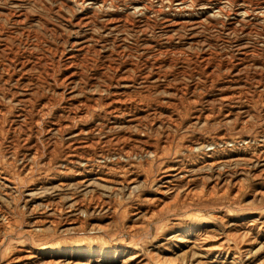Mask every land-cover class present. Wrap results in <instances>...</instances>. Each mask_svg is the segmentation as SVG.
<instances>
[{
	"label": "rangeland",
	"instance_id": "1",
	"mask_svg": "<svg viewBox=\"0 0 264 264\" xmlns=\"http://www.w3.org/2000/svg\"><path fill=\"white\" fill-rule=\"evenodd\" d=\"M11 1L12 0H0V9L2 10V11L0 10V19H1L0 20V33H1L0 43H4V42L7 43L8 42L7 45H8V48L10 51H12L14 53H18V54L22 53L23 55H26L29 58L32 57L31 59H29L31 65L29 66L30 68H28L27 73L25 74V78H26L25 82H23L24 84H26V83L27 84L26 85L20 84V85H22L21 89L25 88L24 86H26V88H29V86H31V87L33 86L32 89L38 90V91L40 90L39 91L40 93L37 94L38 96H36V94H33L32 96H30L29 99L22 98L23 100L21 99V101H20L21 105H25V107H27L29 104H37V102L41 99V97H40L41 95L46 97V102L48 100L47 104H50V105L52 104V106H49L48 112L50 114L57 113L58 110H59L58 111V113H59L64 107L67 108V107L71 106L70 108L73 109L74 105H76V106L79 105L76 102H80V101H85V103L87 105L91 104L94 106L96 104L95 106H97L98 110L96 111L97 113L96 112L94 113L95 117L94 116H88L87 117V120H88L87 124H90L91 121L95 120V122H96L97 119L100 120L98 122H102L103 120H105V118H104L105 115H108L107 114L108 109L106 107L107 104H105L108 98L117 96V97H122V98L124 97V99L129 98V100L132 98L131 99L132 101L136 100V104L138 105V106L136 105V108H138V109H135L136 112L139 111V112H141L140 113L141 115L143 114L142 115L143 119L145 117V120H143V122H145V124L147 123V121L149 119V121H148L149 123L147 125H145L144 127L143 126L141 127L142 130L145 129L147 131L146 132L144 130L146 133V141L154 142L156 144L160 142L157 145L159 146V148H161V150L163 149L162 150L163 154H162L161 159H159L157 162H155V164H153L152 166L146 165L148 167L144 166L142 169L143 172L144 171L147 172V173L144 172L145 174L153 173V174H149L151 179H153L154 175L159 170L158 168H159V166H161V164H163L165 162L174 161L175 159H181V156L183 155L182 151H183L184 145L189 144L190 142H193V141L194 142L206 141V142L212 144V145H210V147H212L214 145V141L216 140V142H217L216 149L218 148L217 149L218 154L221 153L222 155H226V156L231 155L233 157L240 156L242 158H244V157L247 158V157H250V155L252 154L253 151L258 149V146L260 145V139L262 140L264 138V24H263L264 18L258 13L259 10H255V3L257 0L256 1L255 0H253V1L247 0L248 1L247 5H249V6H247V7H249L248 9L250 10L253 8L252 9L253 11L252 10L250 11V15H249L250 17L246 16V17H244V19L234 15V9L236 8L235 6L237 4L241 3L240 0H233V1L228 0L226 2H223L225 0H219V1L218 0H211L213 3H216L217 5H223L224 3H226V7H227L226 12L228 14L227 15L224 14L222 16L224 18L223 19L224 21L222 20V17H215L212 15L211 10L215 11L216 8L201 9L200 3H202V2L204 3L207 0H197V1L191 0L192 2L191 1L190 2L192 5L190 7L185 8V9L181 8L178 5L179 0H172V1L163 0L164 2L162 1V4H161V0H159V2H158V0H113L112 3L114 2V4H115V6L113 4V7H108V6L104 7L105 10H104V8L90 9V11H88V15H89V17H91L90 18L91 21H89L88 25H86V26H83V25L79 26L76 24V22H77L76 21L77 20L76 19L77 14H75L76 12L73 13L70 10L71 4H69L63 0H60V1H58V0H45V1L44 0H38V1L37 0H35V1L29 0L30 2H28V0H24V1L23 0H21V1L20 0H18V1L13 0L12 2ZM19 1L22 3L20 4ZM41 1H43V2H41ZM121 1H122V3H121ZM124 1H127V2L124 3ZM139 1L144 2V4L148 7L146 10V13H145L146 15L144 14V16H135L133 13H131L132 12L131 3L139 2ZM148 1H150L151 3H149ZM31 2H32V4H31ZM154 2L156 5L154 4ZM228 2H230V3H228ZM231 2H232V5L234 7H232ZM16 3L18 6L16 5ZM35 3H36V5H35ZM117 3H118V6H117ZM29 4H31V6ZM54 4H56V5L54 6ZM9 5H10V8H9ZM27 5H28V8H27ZM59 5H62V7ZM228 5H230L231 7ZM18 7H22V8L24 7L25 8L26 13H28L27 14L28 17L30 16L28 18L29 20H27V18H25L26 20L24 18L18 19L16 17V15H15L16 11L15 10H17ZM113 8H116V9H113ZM60 9H62V10H60ZM68 9L71 13H69ZM192 9H195V10H192ZM73 10H75V9L73 8ZM10 11H12L13 13ZM104 11H105V13H104ZM122 11H124V12H122ZM163 12H164V14H163ZM60 13H62V14H60ZM101 13H104V14H101ZM127 13H128V15H127ZM131 14L133 15V17ZM95 16H97V17H95ZM254 16H256V17H254ZM42 17L44 20L42 19ZM135 17H136V19H135ZM138 17H139V19H138ZM8 18H12V19L14 18V21L12 19H8ZM35 18H37V19H35ZM248 18H250V19H248ZM22 19H23V21L25 20L26 22L25 21L21 22ZM111 19L112 20L114 19L113 20L114 22L111 21ZM122 19H124V20H122ZM186 19H188L189 22ZM195 19H197L196 22L194 21ZM198 19H200V21ZM18 20H20V21H18ZM167 20H168V22H167ZM236 20H238V21H236ZM257 20H260L261 23H260V21H257ZM69 21H71L70 24H69ZM192 21H194V22H192ZM11 22H13V23H11ZM19 22H20V24H19ZM95 22H96V24H95ZM103 22H104V24H103ZM121 22H123V23H121ZM164 22L166 24L168 23V25H166ZM197 22L198 23L202 22V23H200L201 25L199 24L200 25L199 26V25H197L198 24ZM235 22H238V23H236L238 25H236ZM178 23H180V24H178ZM21 24H22V26L23 25L24 26L22 27ZM121 24H123L124 26ZM185 24H187V25H185ZM113 25H115V26H113ZM194 25H195V27H194ZM117 26H118V28H117ZM228 26H230V27H228ZM28 27H32V28H28ZM106 27H110V28H106ZM232 27H234V28H232ZM82 28H83V30H82ZM174 28H176V29H174ZM77 29H79V30H77ZM174 30H176V31H174ZM19 31H23V32L19 33ZM4 33H6V34H4ZM76 33H79V34L77 35ZM17 34H18V36H17ZM90 37H91V39H90ZM8 38H10V39H8ZM4 39H6V40H4ZM64 39H67V40H64ZM74 39H78L80 41L81 40L83 41V39H84L85 48L83 51L77 53V58L75 60V64L77 67L78 74L76 75V79L74 80L75 84H73V85H75L73 87V91H74L73 93H76V94H72L71 95L72 97H71L68 94L69 85L62 80H63V75H64V68L63 67H65V62H64L65 53H64V51L66 52L67 51L66 48L71 47L70 45H71V43H73ZM86 43H87V45H86ZM36 45L38 48L36 47ZM1 57L0 58L2 60L0 59V62L4 61L6 59V56L4 54L1 55ZM32 59H33V61H31ZM42 59H44V60H42ZM108 61H109V63H108ZM116 63H118V65ZM40 64H41V66H40ZM133 64H134V66H133ZM150 66H151V68H150ZM35 67H36V69H35ZM50 67H51V70H50ZM131 67H133V68H131ZM58 68H60V69L58 70ZM141 70L143 71V73H141L142 72ZM113 71H114V73H113ZM123 71H126V72L124 73ZM81 73H82V75H81ZM118 73H119V75H118ZM143 75H145V78ZM147 75H149V76L147 77ZM156 75H158V76H156ZM53 76H55V78ZM80 76H82V78ZM33 77H35V78H33ZM139 77H141V78H139ZM156 77H159V79H157ZM76 80H77V83L79 85L76 83ZM110 82H112V83H110ZM116 82L118 83L117 85H116ZM132 82H134L135 84ZM10 84L14 86V84H12L10 82L9 83H3L0 81V86L3 87V88L0 87V102L6 107L7 110H9V112L6 113V115L4 116L5 118L4 117L0 118V130H1V132H0L1 133L0 134V159L3 158V154L7 153V151H8L7 149H9V147H11L12 144H14L13 142H16V140L18 139L16 134H14V133H12V131L8 130V125L10 124V121L13 118V114H14L13 111H15V109H16L15 106L10 101L8 95L9 94L11 95V93H13L14 91L17 90V89H15V87L11 86ZM32 84H34V85H32ZM57 84H59V85H57ZM155 84H157V85H155ZM5 85H6V87H5ZM20 85H19V88H20ZM55 85H56V87H54ZM65 85H68V86H65ZM95 85H96V88H95ZM100 85L101 86L103 85V86L101 87ZM158 85H160V86H158ZM140 86L142 87V89ZM154 86H156V87L154 88ZM91 87H94L95 89L91 88ZM61 88H63V89H61ZM108 88H109V90H108ZM54 89H55V91H54ZM80 89H81V91H80ZM103 89L105 90V92ZM144 89H146V91ZM152 89H155V90L153 91ZM184 89H186V90H184ZM224 89H225V91H224ZM10 90H11V92H9ZM126 90H128V92H126ZM192 90H194V92ZM106 91H107V93H106ZM175 91H176L177 95L175 94ZM187 91H189V92H187ZM54 92H55V94H54ZM102 92H103V94H102ZM173 92L175 95L173 94ZM182 92H183V94H181ZM98 93H99V95H98ZM1 94H2V96H1ZM39 94H40V96H39ZM109 94H111V95H109ZM231 94L233 96V97L231 96L232 98L229 96ZM217 95H219V96H217ZM225 95L227 97L228 96L229 97L228 98L223 97L224 98V100H223L222 96H225ZM96 96H98V97H96ZM137 96H139V97H137ZM38 97H39V99H38ZM147 97H149V98L147 99ZM174 97L176 99H174ZM192 97H193V99L189 100V98H192ZM15 98H16V96H15ZM33 99H35V100H33ZM59 99H61L62 102ZM145 99H146V101H145ZM225 99H227V100H225ZM152 100L154 102H150ZM169 101L172 104L171 103L168 104ZM160 102L162 103V105ZM221 102H222V104H221ZM168 105L170 106V108L168 107ZM166 106H167V108H166ZM184 106H186V107H184ZM141 107H142V109H141ZM189 107H192V108H189ZM196 107H198V108H196ZM12 108H14L13 111H12ZM50 108H52V109H50ZM199 108L203 109L206 112V118L201 119L199 121H196L193 118V116H194L193 114H195V112L198 111ZM155 109H157L156 113L154 111ZM50 110H52V112ZM140 110H142V111H140ZM217 110H219V111H217ZM243 110L245 112H243ZM152 111H154V112H152ZM180 111L182 112V114ZM192 111H194V112H192ZM246 111H248V112H246ZM218 112H219V114H218ZM179 113L181 114V116ZM227 113H229V116L223 118L225 116V114H227ZM230 113H231V115H230ZM246 113H248V114L246 115ZM155 114H156V116H155ZM169 114H170V116H169ZM190 114H191V116H190ZM96 115H97V117H96ZM165 115H166V117H165ZM150 116H152V117L150 118ZM172 116H174L175 118H173ZM187 116L189 118H187ZM89 117H90L91 121H89L90 120V119H88ZM236 117H237V120H235ZM168 118H169V120H168ZM162 119H164V120H162ZM177 119H178V121H176ZM179 119H180V121H179ZM245 119L247 121L244 122L243 120H245ZM151 121H152V123H151ZM159 121L161 122V126L158 123ZM190 121H192V122H190ZM203 121H205V123ZM125 122L126 121H123L121 124L114 127L115 129L117 127V132L114 128H111V129L108 128L110 131L107 129V127L104 128V132H103L104 134L100 135V137L104 136L106 133H107L106 134L107 137L109 136L105 141L103 140L104 145H101L103 141H102V139H100L99 143L94 144L93 147L90 149V151H88V153L89 152L95 153V152H98L100 150L105 151V152H112L116 149L114 147H118L120 145V143H122V141H123L122 139H124V138H126V139H124L126 142L134 143L136 140L133 141V139H135V137H138L137 132H139L138 130L140 129V127L138 128L136 125H134V124L132 125V123H130L131 125H129V124H126ZM166 122H168V123H166ZM175 123L177 124V126ZM200 123H201V125H200ZM156 124H158V125L156 126ZM193 125L194 126L196 125V126L194 127ZM118 126H120L122 128L124 126L126 128L125 129L123 128L124 129L123 130L122 128H120ZM129 126H132V127H129ZM133 127L134 128L137 127V128H135V130H134ZM168 127H169V129H168ZM185 128H186V130H185ZM149 129L151 131L153 130L152 133H151V131H149ZM113 130H114V132H112ZM125 130H126V132H125ZM131 131H132V133H131ZM2 132H3V134H2ZM113 133L115 135H113ZM130 134H131V136H130ZM165 135H166V137H165ZM3 136L6 138H4ZM67 136H68V134L63 135L64 138H66ZM113 136H114V138H113ZM118 136H119V140L116 139V138H118ZM125 136H127L128 138ZM63 137H57L56 140L54 139L55 141L52 139L53 141L50 142V145L55 144L54 148L49 149L50 146L48 145L49 146L48 147L46 145V150L49 149L48 152H52L51 154H52V157L54 159L62 158L61 156L64 154L63 153L65 151L64 144H62L63 141L61 140ZM132 137H133V139H132ZM224 137H226V138H224ZM249 137H250V139H248ZM192 138H193V140H192ZM239 138H241V139H239ZM2 139L4 141H2ZM120 139H121V141H120ZM164 140H165V142H164ZM224 140L227 141L226 142L227 144L225 143ZM232 140H233V142H232ZM241 140H243V141H241ZM218 142H219V144H218ZM250 142H253V143L250 144ZM6 143H7V145H6ZM243 143H244V145L247 143L245 145L246 146L245 148H244ZM220 144H221V146H220ZM230 144H232V145H230ZM239 144H240V146H239ZM59 145H61V146H59ZM56 146L59 147V149ZM247 146H248V148H247ZM234 147L237 149H235ZM1 148L4 151H2ZM222 150H223V152H222ZM165 151H167V152H165ZM46 153H47V151H46ZM177 153H179V154H177ZM170 155H172V156H170ZM244 155H246V156H244ZM202 158H204L203 155L198 154V152L197 153L195 152L193 155H191L189 157H185L186 162H188V164L193 165L192 168H190V169L194 170L193 172L192 171L190 172L191 175H194V176H190V177H193L192 178L193 180H190V181H194L189 186V189H191V192L192 191L194 192V193L192 192V195H191L192 197L191 196L188 197L190 199L182 198V191H184V189L187 187V185L184 184V182L187 181V179H182V180L180 179L179 181H181V182H173L169 187H167V188L163 187L164 195L162 196L163 201L160 203V206L162 205L160 207V208H162V209H160V211L158 208L155 207V205L151 206V205H147L145 202L141 203V200L138 198H136V199L133 198L134 201L129 200V199L128 200L125 199V201H124V199H121L122 200L121 201L122 206L120 204H117V208L120 206L121 207L118 209V211L120 213L118 212L116 214L117 218H115V220L109 219L108 215L106 213H103V212H100L102 214H100L98 212L99 213L98 214L97 212L91 213V211H87L86 212L87 214L85 212H84V214H82V219H83L82 226L84 225L83 227H81L82 229L79 228L78 231L77 230L74 232L72 231V233H71V231L70 232L69 231L64 232L65 234L61 233L63 231H62V228H59V227H57V229L49 227L48 228L49 230L48 229L46 230V234L44 235V233H43L42 236H40L41 234L40 233L38 234V232L37 233L34 231L28 232L26 229L29 230L31 228L30 226L32 224L31 223V221H32L31 216L32 215L29 213L28 209L23 208V201L22 200L17 202V199H18V198H16L17 193H13V195H12V193L9 194V192L6 194L4 193L7 190H5L4 187H2V184H1L2 182L0 181V214H1V212L4 211L3 213L5 214V216L7 215L6 221L8 220L7 222H5L4 221L5 219L0 216V234L3 233L2 234L3 238L0 235V244H1V246H0V264H7L8 261H6V260H8L9 257L16 252V248H14V247L17 245L18 241L20 242V240L22 238H23V240L21 242H23V241H24V243L33 242L34 244L31 243V245L36 246V247H41L43 245H46V246H51V247L52 246L53 247L54 246L55 247H61V246H68V247L98 246V247L103 248L102 249V252H103L102 256L92 257L90 259L92 261L91 264H97V263L98 264H122L121 258H123V255H122L123 251H121L120 249H113V247L115 245H119L121 243H125V244L129 243L130 244L132 242V244H130V245L136 249V250L135 249L134 250L140 255V258L143 255V257L145 259H147V260L149 259L148 260V261H150L149 264H152L154 262L153 261L154 259H152L153 258L151 256L152 253L150 254V252L151 251L153 252V250H154V252L158 251L159 253L157 252V254H160V253L162 254L165 252L164 249H161L163 246L161 245L162 246L161 247L160 244L162 242L165 243L164 238L168 237L169 232L174 230V227L176 226L175 225V219L176 218H180V219L182 218V220H181L182 222L184 221V222L196 223L198 225L203 226L204 229L211 228V229L215 230L214 232L218 236H220L222 234L224 235L225 233H227L226 231H228V228H227L228 223H234L237 220L241 221L242 219L244 221H247V220H250L253 218H257L258 214L262 212L261 210H264V195L261 194V195L253 196L252 190H254L257 187V185H255V184H257L258 181L262 180L260 186H261V189L264 191V176H263L264 174L262 176H260L261 178L260 177H254L255 172L251 168L252 163L250 164V162H248L247 159L242 160L244 162H242V161L236 162L238 164H236L235 162L231 163L228 165L229 166L228 168L226 166V167H224L225 170H224V168H222L223 171L220 169L219 172L211 170V169H202L201 168L202 166L200 163L203 160ZM192 159H194V160H192ZM163 160H164V162H163ZM197 165H199V167ZM237 165H239V166H237ZM243 165L245 167L247 166V170L245 169V167ZM248 166H250V168ZM259 169H260V167H258V169L256 171L257 173H259V171H260ZM242 170H244V171H242ZM237 171L239 172V174L238 173L236 174ZM240 171H242V173ZM246 171H248V172H246ZM219 174H221L225 179L228 177L225 181H240V182L242 181L245 185L243 184V189H242L241 193L236 197H232L233 192L228 191L226 193H222L221 188L219 186L211 188V185H213L212 182L216 181L217 177H220ZM228 174L229 175L233 174V176L231 175L232 179ZM195 175H197V176H195ZM149 181H152V180H149ZM99 183H102V182H99ZM148 184L146 187L144 186L145 187L144 188V190H145L144 194L150 195V197H151V196H153V194L155 192H154V188L151 186V182ZM98 187H100V189H101V186H98ZM101 191L102 190H100V192ZM10 195H12V196H10ZM13 198H16V199H13ZM123 202H125V204ZM138 202L140 205H142L143 208H152V209L156 210L157 215H155V217L156 216L157 217L156 218L154 217L153 221H152V219L148 220L147 216L144 213V214H142L143 218L141 216L138 219H136V216L132 215V212L130 211V209H131L130 205L135 204V203L138 204ZM163 203H164V205H163ZM14 204H16V205H14ZM118 205H120V206H118ZM127 206L128 207L130 206L129 209ZM147 206H149V207H147ZM121 209H124V210H121ZM127 210H128V212H127ZM95 213H96V215H95ZM262 213H264V211ZM89 215H90V217H89ZM223 215H226L227 217L222 219L221 217H223ZM18 219L21 220V221L19 220V223H21V224L17 223ZM10 220H11V223H10ZM107 220H108L109 224L107 223ZM12 221H14L15 223ZM145 221L148 222L149 224L146 223ZM150 221H152V222H150ZM91 222L93 223V225ZM110 222H112V223H110ZM113 222L115 224H113ZM154 222H156V223L154 224ZM10 224H12V225H10ZM99 224H100V226H99ZM106 224H108V225H106ZM151 224H153V225H151ZM17 225L18 226L20 225V226L18 227ZM128 225H130V226L136 225L135 227L137 229L134 228V231L131 233V235L133 234L132 237L128 233V231H129ZM3 226L4 227L9 226L8 229L6 228L7 230H5V232L3 231ZM88 226H91V227H88ZM92 226H94L95 230L92 229L93 228ZM20 227H22V228L20 229ZM84 227L86 228V231H85ZM90 228L92 229V231ZM96 228L98 230H96ZM104 228H106V229H104ZM177 228H179V226H177ZM54 229H55V231H54ZM148 229H150V230H148ZM87 230L89 232H87ZM136 231L138 232V234ZM7 232H9V233H7ZM77 232H80V233H77ZM160 232L161 233L163 232V233L161 234ZM4 233H6V234H4ZM19 233H21V234H19ZM23 234H25V235H23ZM26 234L28 236H26ZM5 235H6V237H5ZM80 235H81V237H80ZM136 237H137V239H136ZM31 238H32V240H31ZM2 239L3 240L5 239L4 241L7 243L8 247L10 245V248L7 247L8 250L5 248L6 243H4V241ZM134 239H136V241ZM27 240H29V241H27ZM137 240L139 242H137ZM261 240L264 241V236H260L259 239L256 240V242L254 243V248L256 247L257 250H255L253 248L254 252H253V250H252V252L254 254L250 253L248 255V257H246V256L244 257V254L240 253V251H238V250H235V251L229 250V252H228L227 249H224V248L218 252L213 251L212 254H209L206 256L205 255L204 256L201 255L202 257L201 256L200 257L194 256L195 258L192 256V254L193 253L198 254V253H201V251L199 249H197V250L193 249V250L187 251L184 255L185 258H187L188 260L183 258V255L180 254L181 251H183V250L176 249L172 252V255H174L173 257H175V255H177L176 257L178 258V261L175 259L174 264H186V263L188 264L192 261L194 262V264H197L195 262L196 259H200V261L198 262L199 264L200 263L201 264H213V263L214 264H234V263L236 264L237 262H238L237 264H241V263L242 264H247V263L256 264L258 262V260H259V262L257 264H260V263L264 264V261H263L264 255H262V254H264V251H263L264 247L262 246L263 249L261 247L259 248V244L260 243L262 244V242H263ZM39 241H41V242H39ZM15 243H16V245H15ZM158 244H159V246H158ZM3 246H5V247H3ZM140 248L143 250H141ZM157 248H158V250H157ZM93 250L95 252H97L99 249H93ZM255 251L257 253H255ZM114 252H116V253H114ZM235 252H237V254L238 255L240 254V255L238 256ZM140 253H142V254H140ZM189 253H191V254H189ZM93 255H95V254H93ZM113 255L116 258H114ZM180 255H182V257ZM240 256H242V257H240ZM218 257H220V258H218ZM231 257H232V259H231ZM98 258L100 259V261H98V262L95 261ZM206 258L209 260H207ZM260 258H261V260H260ZM179 259L181 260L180 262H179ZM183 259H185L186 263L184 262ZM153 264H157V263L154 262Z\"/></svg>",
	"mask_w": 264,
	"mask_h": 264
},
{
	"label": "bare ground",
	"instance_id": "2",
	"mask_svg": "<svg viewBox=\"0 0 264 264\" xmlns=\"http://www.w3.org/2000/svg\"><path fill=\"white\" fill-rule=\"evenodd\" d=\"M13 1V0H12ZM11 1V2H12ZM18 1V0H16ZM21 1V0H20ZM19 1V2H20ZM24 1V0H23ZM35 1V0H34ZM38 1V0H37ZM45 1V0H44ZM60 1V0H58ZM69 4H71L70 6V10L77 14V22L76 24L81 26H86L88 25L90 18L88 15V11H90V9H95V8H104V7H113L114 2L112 3L113 0H63ZM161 0V4H162ZM172 1V0H169ZM189 1V2H188ZM191 0H179L178 1V5L181 8H187L190 7L192 4L190 2ZM197 1V0H196ZM219 1V0H218ZM228 0H225L223 2H226ZM233 1V0H231ZM241 3L237 4L234 9V15H236L237 17L243 18L248 16L250 17V11L253 9H248L249 5H247V0H240ZM239 1V2H240ZM253 1V0H252ZM256 1V0H255ZM28 2H30L28 0ZM33 2V1H32ZM31 2V4H32ZM43 2V1H41ZM47 2V1H46ZM127 1H124V3ZM149 3H151L150 1H148ZM153 2V1H152ZM159 2V0H158ZM164 2V1H163ZM222 2V3H223ZM14 3V2H13ZM22 2H20L21 4ZM40 3V2H39ZM122 3V1H121ZM157 3V2H156ZM230 3V2H228ZM8 4V3H7ZM19 4V3H18ZM28 4V3H27ZM31 4H29L31 6ZM38 4V3H37ZM45 4V3H44ZM147 4V3H146ZM155 4V2H154ZM164 4V3H163ZM177 4V3H176ZM175 4V5H176ZM15 5V4H14ZM17 5V3H16ZM36 5V3H35ZM56 4H54L55 6ZM128 5V4H127ZM132 5V12L135 16H144V14L146 13L147 10V6L144 4V2H133L131 3ZM148 5V4H147ZM156 5V4H155ZM173 5V4H172ZM201 5V9H212V8H216L215 11L211 10L212 15L215 17H222L224 14L227 15L228 13L226 12V3H224L223 5H217L216 3H213L211 0H207L204 3H200ZM232 5V2H231ZM251 5V4H250ZM18 6V5H17ZM21 6V5H20ZM24 6V5H23ZM62 7V5H59ZM58 6V7H59ZM115 6V4H114ZM118 6V3H117ZM150 6V5H149ZM195 6V5H194ZM230 6V5H228ZM60 7V8H61ZM65 7V6H64ZM63 7V8H64ZM75 10H73V8ZM121 7V6H120ZM154 7V6H153ZM200 7V6H199ZM231 7V6H230ZM232 7H234L232 5ZM10 8V5H9ZM28 8V5H27ZM30 8V7H29ZM57 8V7H56ZM127 8V7H126ZM251 8V7H250ZM116 9V8H113ZM112 9V10H113ZM122 9V8H121ZM231 9V8H230ZM1 10V9H0ZM14 10V9H13ZM62 10V9H60ZM105 10V8H104ZM107 10V9H106ZM129 10V9H128ZM195 10V9H192ZM255 10H259L258 13L264 18V0H257L255 3ZM2 11V10H1ZM15 15L16 17L19 18H27V20H29L28 18V13H26L25 8L23 7H18L17 10H15ZM59 11V10H58ZM69 11V9H68ZM114 11V10H113ZM253 11V10H252ZM12 12V11H10ZM30 12V11H29ZM60 12V11H59ZM103 12V11H102ZM124 12V11H122ZM127 12V11H126ZM130 12V11H129ZM128 12V13H129ZM160 12V11H159ZM177 12V11H176ZM193 12V11H192ZM191 12V13H192ZM209 12V11H208ZM233 12V11H232ZM13 13V12H12ZM69 13H71L69 11ZM90 13V12H89ZM105 13V11H104ZM101 13V14H104ZM112 13V12H111ZM127 13V15H128ZM197 13V12H196ZM257 13V12H256ZM51 14V13H50ZM62 14V13H60ZM164 14V12H163ZM184 14V13H183ZM188 14V13H187ZM198 14V13H197ZM252 14V13H251ZM9 15V14H8ZM43 15V14H42ZM74 15V14H73ZM132 15V14H131ZM146 15V14H145ZM151 15V14H150ZM186 15V14H185ZM230 15V14H229ZM253 15V14H252ZM40 16V15H39ZM102 16V15H101ZM122 16V15H121ZM120 16V17H121ZM41 17V16H40ZM72 17V16H71ZM97 17V16H95ZM110 17V16H109ZM112 17V16H111ZM118 17V16H117ZM119 17V18H120ZM123 17V16H122ZM121 17V18H122ZM127 17V16H126ZM133 17V15H132ZM148 17V16H147ZM167 17V16H166ZM205 17V16H204ZM232 17V16H231ZM236 17V18H237ZM256 17V16H254ZM114 18V17H113ZM165 18V17H164ZM262 18V19H263ZM8 19H12V18H8ZM37 19V18H35ZM41 19V18H40ZM43 19V17H42ZM69 19V18H68ZM103 19V18H102ZM110 19V18H109ZM118 19V18H117ZM129 19V18H128ZM136 19V17H135ZM139 19V17H138ZM173 19V18H172ZM190 19V18H189ZM203 19V18H202ZM212 19V18H211ZM210 19V20H211ZM224 18L222 17V20ZM230 19V18H229ZM242 19V20H243ZM250 19V18H248ZM261 19V18H260ZM1 20V19H0ZM14 21V18L12 19ZM26 20V19H25ZM24 20V21H25ZM33 20V19H32ZM44 20V19H43ZM58 20V19H57ZM70 20V19H69ZM114 20V19H113ZM111 19V21H113ZM124 20V19H122ZM121 20V21H122ZM126 20V19H125ZM142 20V19H141ZM175 20V19H174ZM188 22L189 20L186 19ZM197 19H195L194 21L196 22ZM200 21V19H198ZM205 20V19H204ZM203 20V21H204ZM209 20V21H210ZM213 20V19H212ZM247 20V19H246ZM252 20V19H251ZM264 20V19H263ZM3 21V20H2ZM20 21V20H18ZM23 21V19L21 20V22ZM23 21V22H24ZM35 21V20H34ZM103 21V20H102ZM118 21V20H117ZM192 21V22H194ZM202 21V22H203ZM206 21V20H205ZM224 21V20H223ZM238 21V20H236ZM260 21V20H257ZM26 22V21H25ZM31 22V21H30ZM37 22V21H36ZM35 22V23H36ZM71 21H69L70 24ZM73 22V21H72ZM110 22V21H109ZM114 22V21H113ZM124 22V21H123ZM121 22V23H123ZM126 22V21H125ZM128 22V21H127ZM139 22V21H138ZM168 22V20H167ZM200 22V23H202ZM208 22V21H207ZM231 22V21H230ZM233 22V21H232ZM240 22V21H239ZM13 23V22H11ZM15 23V22H14ZM38 23V22H37ZM74 23V22H73ZM108 23V22H107ZM165 23V22H164ZM174 23V22H173ZM183 23V22H182ZM198 23V22H197ZM200 23H198L197 25H199ZM210 23V22H209ZM224 23V22H223ZM238 22H235V24ZM253 23V22H252ZM261 23V21H260ZM20 24V22H19ZM29 24V23H28ZM40 24V23H39ZM75 24V25H76ZM92 24V23H91ZM96 24V22H95ZM102 24V23H101ZM104 24V22H103ZM135 24V23H134ZM166 24V23H165ZM171 24V23H170ZM180 24V23H178ZM191 24V23H190ZM264 24V23H263ZM37 25V24H36ZM118 25V24H117ZM123 25V24H121ZM168 25V23L166 24ZM172 25V24H171ZM175 25V24H174ZM183 25V24H182ZM187 25V24H185ZM201 25V24H200ZM199 25V26H200ZM203 25V24H202ZM238 25V24H236ZM22 26V24H21ZM20 26V27H21ZM24 26V25H23ZM22 26V27H23ZM26 26V25H25ZM32 26V25H31ZM35 26V25H34ZM102 26V25H101ZM115 26V25H113ZM124 26V25H123ZM184 26V25H183ZM231 26V25H230ZM228 26V27H230ZM248 26V25H247ZM27 27V26H26ZM33 27V26H32ZM32 27H28V28H32ZM45 27V26H44ZM89 27V26H88ZM87 27V28H88ZM138 27V26H137ZM179 27V26H178ZM181 27V26H180ZM187 27V26H186ZM193 27V26H192ZM195 27V25H194ZM235 27V26H234ZM232 27V28H234ZM245 27V26H244ZM19 28V27H18ZM86 28V29H87ZM106 28H110V27H106ZM113 28V27H112ZM118 28V26H117ZM124 28V27H123ZM247 28V27H246ZM17 29V28H16ZM37 29V28H36ZM55 29V28H54ZM101 29V28H100ZM168 29V28H167ZM173 29V28H172ZM176 29V28H174ZM180 29V28H179ZM183 29V28H182ZM192 29V28H191ZM18 30V29H17ZM50 30V29H49ZM76 30V29H75ZM79 30V29H77ZM83 30V28H82ZM16 31V30H15ZM28 31V30H27ZM26 31V32H27ZM109 31V30H108ZM176 31V30H174ZM193 31V30H192ZM23 32V31H19ZM51 32V31H50ZM71 32V31H70ZM69 32V33H70ZM78 32V31H77ZM84 32V31H83ZM88 32V31H87ZM86 32V33H87ZM110 32V31H109ZM25 33V32H24ZM80 33V32H79ZM79 33H76L77 35ZM89 33V32H88ZM6 34V33H4ZM15 34V33H14ZM248 34V33H247ZM1 35V33H0ZM70 35V34H69ZM18 36V34H17ZM24 36V35H23ZM81 36V35H80ZM88 36V35H87ZM91 36V35H90ZM4 37V36H3ZM9 37V36H8ZM12 37V36H11ZM2 38V37H1ZM192 38V37H191ZM10 39V38H8ZM91 39V37H90ZM6 40V39H4ZM3 40V41H4ZM46 40V39H45ZM67 40V39H64ZM30 41V40H29ZM70 41V40H69ZM92 41V40H91ZM64 42V41H63ZM66 42V41H65ZM8 43V42H7ZM6 42L4 43H0V57L1 55H5L6 56V61H2L0 62V81L3 83H12L14 84L11 85L13 87H15V89H17L16 91H14L13 93H11V95L9 94V99L12 102V104L15 106V111L14 108H12V111L14 112L13 114V118L10 121V124L8 125V130L12 131V133L17 135V140L16 142H13L14 144H12L11 147H9V149H7V153L3 154V158L0 159V181L2 182V187L5 188L4 193H17V202L22 200L23 201V208H26L29 210V213L32 215L31 217V228L28 230L26 229L28 232H38V234L40 233L42 236V234L44 233V235L46 234V230L49 227L52 228H62L61 233L64 232H70L72 233V231H78L79 228L83 227L82 226V214H84V212L86 213L87 211H91L92 212H103L106 213L108 215V218L111 220H115V218H117L116 214L119 212L118 209L122 206L121 205V199H129V200H133V198H138L141 200L142 202H145L147 205H155L156 208L162 209L160 208V203L163 201L162 196L164 195V191H163V187H169L173 182H181L179 181L180 179H187V181L184 182V184L187 185V187L184 189V191H182V198H188L192 195L191 189H189V186L194 182V181H190L193 180V177L190 176H194L191 175L190 172L194 171L192 168L193 165L188 164V162H186L185 157H189L191 155H193L195 152L198 154L203 155L204 158H202L203 160L200 162L201 163V168L202 169H211L214 171L219 172L220 169L222 170V168L229 167L228 165L231 163H236L238 161H242V160H248V162H250L251 164V168L252 170H254V177H260L264 174V138L261 140L260 139V145L258 146V149H256L255 151L252 152V154L250 155V157L247 158H242L240 156L237 157H233V156H226V155H222L221 153L218 154L217 152V142L216 140L214 141V145L212 147H210V143L206 142V141H197V142H190L189 144L184 145L183 148V155L181 156V159H175L174 161H170V162H165L163 164H161V166H159V170L156 172V174L154 175L153 179L150 178L149 174H153V173H149V174H145L147 173L146 171H142L143 167L146 165L152 166L153 164H155V162H157L159 159H161L162 157V150L161 148H159V146L157 144L159 143H154V142H148L146 141V133L144 130L141 129V127L147 125L149 122V119L147 121V123L145 124V122H143V120H145V117L143 119V114L141 115V112H136L135 109L136 108V100L132 101L131 99L129 100V98H125L124 97H110L107 99L106 103L107 104V109H108V115H105V120H103L102 122H98L100 120L97 119V121H91L90 117L88 119H90L89 121L90 124H87V117L88 116H94L95 117V112L98 110L97 106H93V105H87L85 103V101H80V102H76L79 105L76 106L74 105L73 109H71L70 107H64L59 113L57 111V113H52L50 114L49 111V106H52V104H47L48 100L46 102V97H44L43 95L39 96L41 97V99L37 102V104H29L27 107H25V105H21L20 101L22 98H26L29 99L30 96H32L33 94H36V96H38L37 94L40 93L38 90H34L32 89L31 86H29V88H26V86H24L25 88L21 89L20 84H24L23 82H25V74L27 73L28 68H30L29 66L31 65L30 60L31 58H29L26 55H23L22 53H14L12 51L9 50L8 45ZM32 45V44H31ZM87 45V43H86ZM40 46V45H39ZM65 46V45H64ZM68 46V45H67ZM71 47L67 49V51L64 55V62H65V67L64 68V75H63V80L64 82H66L69 85V92L68 94L71 96L72 94H76L73 93V87L75 85L74 80L76 79V75L78 74L77 72V67L75 64V60L77 58V53L81 52L84 50L85 48V44H84V39L83 41L78 40V39H74L73 43H71L70 45ZM25 47V46H24ZM37 47V45H36ZM35 48V47H34ZM38 48V47H37ZM88 48V47H87ZM86 48V49H87ZM26 49V48H25ZM24 49V50H25ZM20 50V49H19ZM22 50V49H21ZM35 50V49H34ZM51 51V50H50ZM88 51V50H87ZM35 53V52H34ZM26 54V53H25ZM36 54V53H35ZM43 54V53H42ZM33 55V54H32ZM55 55V54H54ZM38 56V55H37ZM80 56V55H79ZM2 58V57H1ZM0 58V59H1ZM34 58V57H33ZM46 59V58H45ZM2 60V59H1ZM35 60V59H34ZM44 60V59H42ZM33 61V59L31 60ZM47 61V60H46ZM60 61V60H59ZM219 62V61H218ZM109 63V61H108ZM220 63V62H219ZM80 64V63H79ZM118 65V63H116ZM107 65V64H106ZM109 65V64H108ZM120 65V64H119ZM124 65V64H123ZM41 66V64H40ZM134 66V64H133ZM53 67V66H52ZM118 67V66H117ZM125 67V66H124ZM49 68V67H48ZM133 68V67H131ZM151 68V66H150ZM36 69V67H35ZM53 69V68H52ZM56 69V68H55ZM54 69V70H55ZM60 68H58L59 70ZM111 69V68H110ZM120 69V68H119ZM118 69V70H119ZM34 70V69H33ZM51 70V67H50ZM102 70V69H101ZM117 70V69H116ZM125 70V69H124ZM63 71V70H62ZM110 71V70H109ZM112 71V70H111ZM137 71V70H136ZM142 71V70H141ZM124 73L126 71H123ZM155 72V71H154ZM153 72V73H154ZM59 73V72H58ZM57 73V74H58ZM114 73V71H113ZM143 73V71L141 72ZM157 74V73H156ZM82 75V73H81ZM119 75V73H118ZM96 76V75H95ZM115 76V75H114ZM145 78V75H143ZM149 75H147L148 77ZM158 76V75H156ZM55 78V76H53ZM82 78V76H80ZM124 77V76H123ZM138 77V76H137ZM32 78V77H31ZM35 78V77H33ZM125 78V77H124ZM127 78V77H126ZM141 78V77H139ZM143 78V77H142ZM157 79H159V77H156ZM52 79V78H51ZM147 79V78H146ZM155 79V78H154ZM60 80V79H59ZM78 80V79H77ZM76 80V83H77ZM141 80V79H140ZM156 80V79H155ZM30 81V80H29ZM55 81V80H54ZM133 81V80H132ZM28 82V81H27ZM49 82V81H48ZM129 82V81H128ZM140 82V81H139ZM144 82V81H143ZM142 82V83H143ZM54 83V82H53ZM112 83V82H110ZM134 83V82H132ZM2 84V83H1ZM27 84V83H26ZM24 84V85H26ZM37 84V83H36ZM60 84V83H59ZM57 84V85H59ZM78 84V83H77ZM109 84V83H108ZM118 83L116 82V85ZM135 84V83H134ZM133 84V85H134ZM153 84V83H152ZM228 84V83H227ZM20 85V88H19ZM34 85V84H32ZM38 85V84H37ZM65 85V86H68ZM79 85V84H78ZM114 85V84H113ZM123 85V84H122ZM157 85V84H155ZM43 86V85H42ZM46 86V85H45ZM101 86V85H100ZM103 86V85H102ZM101 86V87H102ZM111 86V85H110ZM124 86V85H123ZM147 86V85H146ZM145 86V87H146ZM153 86V85H152ZM160 86V85H158ZM2 87V86H0ZM6 87V85H5ZM8 87V86H7ZM28 87V86H27ZM31 87V88H30ZM36 87V86H35ZM56 87V85L54 86ZM77 87V86H76ZM109 87V86H108ZM125 87V86H124ZM141 87V86H140ZM156 86H154L155 88ZM168 87V86H167ZM221 87V86H220ZM219 87V88H220ZM229 87V86H228ZM3 88V87H2ZM10 88V87H9ZM82 88V87H81ZM94 88V87H91ZM96 88V85H95ZM94 88V89H95ZM104 88V87H103ZM113 88V87H112ZM120 88V87H119ZM197 88V87H196ZM223 88V87H222ZM221 88V89H222ZM8 89V88H7ZM11 89V88H10ZM38 89V88H37ZM46 89V88H45ZM44 89V90H45ZM56 89V88H55ZM54 89V91H55ZM63 89V88H61ZM77 89V88H76ZM142 89V87H141ZM150 89V88H149ZM177 89V88H176ZM188 89V88H187ZM220 89V90H221ZM90 90V89H89ZM104 90V89H103ZM109 90V88H108ZM137 90V89H136ZM146 91V89H144ZM153 91L155 89H152ZM186 90V89H184ZM201 90V89H200ZM57 91V90H56ZM81 91V89H80ZM94 91V90H93ZM113 91V90H112ZM116 91V90H115ZM114 91V92H115ZM123 91V90H122ZM130 91V90H129ZM144 91V92H145ZM181 91V90H180ZM194 92V90H192ZM191 91V92H192ZM223 91V90H222ZM225 91V89H224ZM6 92V91H5ZM8 92V91H7ZM11 92V90L9 91ZM78 92V91H77ZM99 92V91H98ZM105 92V90H104ZM109 92V91H108ZM117 92V91H116ZM126 92H128V90H126ZM140 92V91H139ZM189 92V91H187ZM186 92V93H187ZM82 93V92H81ZM101 93V92H100ZM107 93V91H106ZM157 93V92H156ZM170 93V92H169ZM168 93V94H169ZM55 94V92H54ZM63 94V93H62ZM91 94V93H90ZM96 94V93H95ZM103 94V92H102ZM114 94V93H113ZM135 94V93H134ZM174 94V92H173ZM176 94V91H175ZM174 94V95H175ZM183 94V92L181 93ZM226 94V93H225ZM46 95V94H45ZM81 95V94H80ZM92 95V94H91ZM99 95V93H98ZM111 95V94H109ZM131 95V94H130ZM140 95V94H139ZM177 95V94H176ZM228 95V94H227ZM2 96V94H1ZM16 96V98H15ZM88 96V95H87ZM104 96V95H103ZM108 96V95H107ZM141 96V95H140ZM171 96V95H170ZM191 96V95H190ZM200 96V95H199ZM219 96V95H217ZM226 96V95H225ZM222 96V98H228L229 96L231 97V95H229L228 97L226 96ZM13 97V98H12ZM72 97V96H71ZM70 97V98H71ZM79 97V96H78ZM82 97V96H81ZM85 97V96H84ZM83 97V98H84ZM98 97V96H96ZM139 97V96H137ZM184 97V96H183ZM233 97V96H232ZM231 97V98H232ZM95 98V97H94ZM104 98V97H103ZM135 98V97H134ZM142 98V97H141ZM149 97H147L148 99ZM155 98V97H154ZM162 98V97H161ZM166 98V97H165ZM180 98V97H179ZM223 98V100H224ZM5 99V98H4ZM39 99V97H38ZM91 99V98H90ZM93 99V98H92ZM144 99V98H143ZM142 99V100H143ZM151 99V98H150ZM174 99H176L174 97ZM193 99L192 98H189ZM220 99V98H219ZM23 100V99H22ZM35 100V99H33ZM61 100V99H59ZM81 100V99H80ZM101 100V99H100ZM163 100V99H162ZM196 100V99H195ZM194 100V101H195ZM227 100V99H225ZM146 101V99H145ZM157 101V100H156ZM160 101V100H159ZM178 101V100H177ZM207 101V100H206ZM32 102V101H31ZM59 102V101H58ZM62 102V100H61ZM60 102V103H61ZM70 102V101H69ZM94 102V101H93ZM144 102V101H143ZM150 102H154L153 100ZM149 102V103H150ZM193 102V101H192ZM229 102V101H228ZM54 103V102H53ZM71 103V102H70ZM89 103V102H88ZM96 103V102H95ZM101 103V102H100ZM104 103V102H103ZM146 103V102H145ZM161 103V102H160ZM164 103V102H163ZM171 102L169 101L168 104H170ZM10 104V103H9ZM25 104V103H24ZM65 104V103H64ZM63 104V105H64ZM147 104V103H146ZM154 104V103H153ZM159 104V103H158ZM157 104V105H158ZM172 104V103H171ZM192 104V103H191ZM190 104V105H191ZM222 104V102H221ZM8 105V104H7ZM100 105V104H99ZM98 105V106H99ZM162 105V103H161ZM175 105V104H174ZM182 105V104H181ZM203 105V104H202ZM103 106V105H102ZM138 106V105H137ZM195 106V105H194ZM101 107V106H100ZM99 107V108H100ZM147 107V106H146ZM158 107V106H157ZM165 107V106H164ZM168 107L170 108V106L168 105ZM172 107V106H171ZM174 107V106H173ZM180 107V106H179ZM186 107V106H184ZM193 107V106H192ZM189 107V108H192ZM225 107V106H224ZM232 107V106H231ZM55 108V107H54ZM57 108V107H56ZM156 108V107H155ZM167 108V106H166ZM198 108V107H196ZM209 108V107H208ZM221 108V107H220ZM52 109V108H50ZM103 109V108H102ZM142 109V107H141ZM146 109V108H145ZM144 109V110H145ZM153 109V108H152ZM176 109V108H175ZM180 109V108H179ZM223 109V108H222ZM246 109V108H245ZM244 109V110H245ZM157 109H155V113ZM182 110V109H181ZM196 110V109H195ZM232 110V109H231ZM230 110V111H231ZM243 110V112H245ZM52 112V110H50ZM105 111V110H104ZM107 111V110H106ZM142 111V110H140ZM152 111V112H154ZM219 111V110H217ZM229 111V110H228ZM9 110L6 109V107L0 102V118H3L6 113H8ZM55 112V111H54ZM100 112V111H99ZM175 112V111H174ZM181 112V111H180ZM188 112V111H187ZM186 112V113H187ZM191 112V111H190ZM194 112V111H192ZM208 112V111H207ZM221 112V111H220ZM234 112V111H233ZM248 112V111H246ZM97 113V112H96ZM161 113V112H160ZM222 113V112H221ZM250 113V112H249ZM148 114V113H147ZM154 114V113H153ZM163 114V113H162ZM171 114V113H170ZM169 114V116H170ZM180 114V113H179ZM182 114V112H181ZM180 114V116H181ZM219 114V112H218ZM234 114V113H233ZM240 114V113H239ZM248 113H246L247 115ZM9 115V114H8ZM145 115V114H144ZM149 115V114H148ZM161 115V114H160ZM159 115V116H160ZM164 115V114H163ZM194 115V116H193ZM193 118L196 121H199L201 119H205L206 118V112L203 109H200L198 111L195 112V114H193ZM211 115V114H210ZM231 115V113H230ZM235 115V114H234ZM241 115V114H240ZM147 116V115H146ZM156 116V114H155ZM191 116V114H190ZM208 116V115H207ZM229 116V113L225 114V117ZM9 117V116H8ZM7 117V118H8ZM97 117V115H96ZM152 116H150L151 118ZM161 117V116H160ZM166 117V115H165ZM173 118H175L174 116H172ZM183 117V116H182ZM211 117V116H210ZM232 117V116H231ZM5 118V117H4ZM6 118V119H7ZM163 118V117H162ZM187 118H189L187 116ZM209 118V117H208ZM207 118V119H208ZM9 119V118H8ZM147 119V118H146ZM161 119V118H160ZM171 119V118H170ZM206 119V120H207ZM5 120V119H4ZM153 120V119H152ZM164 120V119H162ZM169 120V118H168ZM187 120V119H186ZM194 120V121H195ZM232 120V119H231ZM237 120V117L236 119ZM2 121V120H1ZM123 121H126V124L131 125L130 123H132V125H136L138 128L140 127V129L138 130L139 132H137L138 137H135V139H133V141H135L134 143H129L126 142L124 139H122V143H120V145L118 147H114L116 148L114 151L112 152H105V151H98V152H89L90 149L93 147L94 144H98L100 139H102V141L106 140L107 137V133L104 136V128L107 127V129H111L114 128L115 126L121 124ZM173 121V120H172ZM178 121V119L176 120ZM180 121V119H179ZM224 121V120H223ZM226 121V120H225ZM230 121V120H229ZM244 122L247 121L246 119L243 120ZM169 122V121H168ZM166 122V123H168ZM192 122V121H190ZM205 123V121H203ZM234 122V121H233ZM243 122V123H244ZM152 123V121H151ZM150 123V124H151ZM161 126V122H158ZM174 123V122H173ZM178 123V122H177ZM181 123V122H180ZM194 123V122H193ZM202 123V122H201ZM200 123V125H201ZM203 123V124H204ZM242 123V124H243ZM176 124V123H175ZM2 125V124H1ZM124 125V124H123ZM152 125V124H151ZM154 125V124H153ZM158 124H156L157 126ZM167 125V124H166ZM184 125V124H183ZM182 125V126H183ZM125 126V125H124ZM123 128L125 129L126 127ZM150 126V125H149ZM159 126V127H160ZM164 126V125H163ZM169 126V125H168ZM171 126V125H170ZM177 126V124H176ZM180 126V125H179ZM186 126V125H185ZM184 126V127H185ZM194 126V125H193ZM196 126V125H195ZM194 126V127H195ZM3 127V126H2ZM120 127V126H118ZM128 127V126H127ZM132 127V126H129ZM135 127V128H137ZM147 127V126H146ZM155 127V126H154ZM158 127V128H159ZM165 127V126H164ZM192 127V126H191ZM190 127V128H191ZM5 128V127H4ZM122 128V127H120ZM122 128V129H123ZM135 128L133 127V129L135 130ZM151 128V127H150ZM157 128V129H158ZM162 128V127H161ZM182 128V127H181ZM6 129V128H5ZM108 129V130H109ZM115 129V128H114ZM121 129V130H122ZM123 129V130H124ZM132 129V128H131ZM132 129V130H133ZM169 129V127H168ZM4 130V129H3ZM116 132H117V127H116ZM155 130V129H154ZM186 130V128H185ZM7 131V130H6ZM110 131V130H109ZM119 131V130H118ZM149 131H151L149 129ZM153 131V130H152ZM151 131V133H152ZM156 131V130H155ZM158 131V130H157ZM161 131V130H160ZM1 132V130H0ZM114 132V130L112 131ZM126 132V130H125ZM130 132V131H129ZM134 132V131H133ZM147 132V131H146ZM121 133V132H120ZM132 133V131H131ZM1 134V133H0ZM3 134V132H2ZM68 134V136L66 138L63 137V135ZM125 134V133H124ZM136 134V133H135ZM168 134V133H167ZM9 135V134H8ZM12 135V134H11ZM111 135V134H110ZM113 135H115L113 133ZM150 135V134H149ZM10 136V135H9ZM13 136V135H12ZM124 136V135H123ZM131 136V134H130ZM220 136V135H219ZM218 136V137H219ZM4 137V136H3ZM57 137H63L61 140L63 141L62 144H64V149L65 151L62 153L63 155L61 156L62 158H58V159H54L52 157V152H48V150L50 148H54L55 144L50 145V142L53 141L54 139L56 140ZM111 137V136H110ZM127 137V136H125ZM148 137V136H147ZM166 137V135H165ZM2 138V137H1ZM6 138V137H4ZM104 138V139H103ZM112 138V137H111ZM114 138V136H113ZM116 138V137H115ZM128 138V137H127ZM154 138V137H153ZM226 138V137H224ZM11 139V138H10ZM15 139V138H14ZM53 139V140H52ZM60 139V138H59ZM119 140V136L118 138H116ZM131 139V140H132ZM165 139V138H164ZM191 139V138H190ZM217 139V138H216ZM241 139V138H239ZM245 139V138H244ZM250 139V137L248 138ZM54 140V141H55ZM111 140V139H110ZM114 140V139H113ZM181 140V139H180ZM185 140V139H184ZM193 140V138H192ZM205 140V139H204ZM214 140V139H213ZM218 140V139H217ZM222 140V139H221ZM2 141H4L2 139ZM59 141V140H58ZM104 141L102 142L101 145H104ZM121 141V139H120ZM155 141V140H154ZM225 143L227 142L226 140H224ZM223 141V142H224ZM230 141V140H229ZM238 141V140H237ZM243 141V140H241ZM262 141V142H261ZM112 142V141H111ZM165 142V140H164ZM163 142V143H164ZM212 142V141H211ZM220 142V141H219ZM218 142V144H219ZM233 142V140H232ZM248 142V141H247ZM254 142V141H253ZM253 142H250L253 143ZM256 142V141H255ZM3 143V142H2ZM54 143V142H53ZM4 144V143H3ZM59 144V143H58ZM110 144V143H109ZM166 144V143H165ZM179 144V143H178ZM184 144V143H183ZM227 144V143H226ZM237 144V143H236ZM241 144V143H240ZM239 144V146H240ZM247 144V143H246ZM245 144V145H246ZM257 144V143H256ZM7 145V143H6ZM46 145L49 147L48 150H46ZM106 145V144H105ZM111 145V144H110ZM113 145V144H112ZM162 145V144H161ZM168 145V144H167ZM225 145V144H224ZM232 145V144H230ZM244 145V143H243ZM244 145V148L246 147ZM255 145V144H254ZM2 146V145H1ZM9 146V145H8ZM61 146V145H59ZM166 146V145H165ZM180 146V145H179ZM182 146V145H181ZM221 146V144H220ZM237 146V145H236ZM256 146V145H255ZM57 147V146H56ZM95 147V146H94ZM99 147V146H98ZM161 147V146H160ZM171 147V146H170ZM169 147V148H170ZM176 147V146H175ZM6 148V147H5ZM59 149V147H57ZM97 148V147H96ZM228 148V147H227ZM235 148V147H234ZM242 148V147H241ZM248 148V146H247ZM99 149V148H98ZM225 149V148H224ZM223 149V150H224ZM237 149V148H235ZM239 149V148H238ZM2 150V148H1ZM107 150V149H106ZM109 150V149H108ZM113 150V149H112ZM222 150V152H223ZM226 150V149H225ZM233 150V149H232ZM243 150V149H242ZM4 151V150H2ZM47 151V153H46ZM92 151V150H91ZM97 151V150H96ZM219 151V150H218ZM221 151V150H220ZM167 152V151H165ZM251 152V151H250ZM58 153V152H57ZM173 153V152H172ZM179 154V153H177ZM196 155V154H195ZM194 155V156H195ZM248 155V154H247ZM2 156V155H1ZM54 156V155H53ZM172 156V155H170ZM169 156V157H170ZM180 156V155H179ZM246 156V155H244ZM199 157V156H198ZM192 158V157H191ZM174 159V158H173ZM165 160V159H164ZM163 160V162H164ZM190 160V159H189ZM188 160V161H189ZM194 160V159H192ZM198 160V159H197ZM169 161V160H168ZM244 162V161H242ZM238 164V163H236ZM240 164V163H239ZM248 164V163H247ZM7 165V166H6ZM159 165V164H158ZM200 165V164H199ZM199 165H197L199 167ZM9 166V167H8ZM11 166V167H10ZM191 166V167H190ZM233 166V165H232ZM236 166V165H235ZM239 166V165H237ZM244 166V165H243ZM148 167V166H146ZM245 167V166H244ZM250 168V166H248ZM258 167H260V171L259 173H257V169ZM150 168V167H149ZM245 169L247 170V166L245 167ZM148 170V169H147ZM225 170V168H224ZM223 171V170H222ZM244 171V170H242ZM242 171H240L242 173ZM250 171V170H249ZM248 172V171H246ZM155 173V172H154ZM225 173V172H224ZM234 173V172H233ZM239 174V172L237 171L236 174ZM222 174V173H221ZM220 177H217L216 181H213V185H211V188H214L216 186H219L221 188L222 193H226V192H233V196L232 197H236L238 196L242 189H243V182L241 181H225L226 179L221 175ZM227 174V173H226ZM217 175V174H216ZM225 175V174H224ZM229 175V174H228ZM231 175L233 176V174H230L229 176L231 177ZM153 176V175H152ZM197 176V175H195ZM264 176V175H263ZM261 178V177H260ZM232 179V177H231ZM152 180V181H149ZM262 181V180H261ZM261 181H258L257 184V189L255 188L254 190H252V194L253 196L256 195H264V191L261 189ZM102 182V183H99ZM151 182V186L154 188V194L153 196L150 197V195H145L144 192V188L147 186L148 183ZM254 182V181H253ZM252 182V183H253ZM183 183V182H182ZM263 183V182H262ZM103 184V185H102ZM149 185V184H148ZM245 185V184H244ZM101 186V189L100 187ZM145 186V187H144ZM100 190H102L100 192ZM181 192V191H180ZM194 193V192H193ZM251 193V192H250ZM10 195V196H12ZM5 196V195H4ZM2 197V196H1ZM7 197V196H6ZM14 197V196H13ZM192 197V196H191ZM13 198V199H16ZM2 199V198H1ZM137 199V200H138ZM190 199V198H188ZM234 199V198H233ZM3 200V199H2ZM183 200V199H182ZM9 201V200H8ZM134 201V200H133ZM139 201V200H138ZM233 201V200H232ZM15 202V201H14ZM130 202V201H129ZM125 204V202H123ZM131 203V202H130ZM173 203V202H172ZM17 204V203H16ZM14 204V205H16ZM117 204H120L117 208ZM123 204V205H124ZM242 204V203H241ZM21 205V204H20ZM19 205V206H20ZM127 205V204H126ZM164 205V203H163ZM13 206V205H12ZM18 206V207H19ZM131 209L130 211L132 212V215L136 216V219H138L139 217L142 216V214L145 213V215L147 216L148 220L153 221V218L155 217V215H157V211L152 209V208H143L142 205L135 203V204H131ZM129 206V207H130ZM252 206V205H251ZM128 207V206H127ZM128 207V209H129ZM149 207V206H147ZM164 207V206H163ZM126 208V207H125ZM124 208V209H125ZM19 209V208H18ZM21 209V208H20ZM121 209V210H124ZM188 209V208H187ZM235 210V209H234ZM237 211V210H236ZM257 211V210H256ZM262 212L264 210H261ZM4 212V211H3ZM1 212L0 216L3 217L6 221V216L5 214ZM124 212V211H123ZM128 212V210H127ZM259 213L257 218H253L247 221H244L243 219L241 221H236L234 223H228L227 224V228L228 231H226L227 233H225L224 235H220L218 236L217 234H215V230L208 228V229H204L203 226L198 225L196 223H191V222H182V218H176L175 219V227L174 230H172L171 232H169L168 237L164 238L165 239V243L162 242L160 244V246L162 247L161 249H164V253H160L157 254V252H153L149 251L150 254L152 253V259H154L153 261L157 264H174L175 259L178 261V258L176 257L177 255H175V257H173L174 255H172V252L176 249L179 250H183L181 251L180 254L183 255V258H185V253L187 251L193 250V249H199L201 251V253L195 254L193 253L192 256L194 257H200L202 256H206L209 254H212L213 251H220L223 248L227 249V251L229 252V250H238L240 251V253L244 254V257H248V255L250 253H253L254 250V243L256 242V240L259 239L260 236H264V213ZM28 213V212H27ZM98 213V214H99ZM120 213V212H119ZM130 213V212H129ZM7 214V213H6ZM87 214V213H86ZM97 214V215H98ZM102 214V213H100ZM124 214V213H123ZM122 214V215H123ZM127 214V213H126ZM131 214V213H130ZM149 214V215H148ZM96 215V213H95ZM159 215V214H158ZM11 217V216H10ZM30 217V216H29ZM84 217V216H83ZM90 217V215H89ZM157 217V216H156ZM155 217V218H156ZM187 217V216H186ZM226 215H223V217H221L222 219L226 218ZM239 217V216H238ZM9 218V217H8ZM7 218V219H8ZM143 218V216H142ZM167 218V217H166ZM12 220V219H11ZM10 220V223H11ZM14 220V219H13ZM19 220L17 221V223H19ZM117 220V219H116ZM144 220V219H143ZM168 220V219H167ZM16 221V220H15ZM21 221V220H20ZM150 221V222H152ZM165 221V220H164ZM216 221V220H215ZM2 222V221H1ZM14 222V221H12ZM146 222V221H145ZM15 223V222H14ZM16 223V224H17ZM30 223V222H29ZM90 223V222H89ZM92 223V222H91ZM97 223V222H96ZM108 223V220H107ZM112 223V222H110ZM135 223V222H134ZM148 223V222H146ZM156 222H154L155 224ZM218 223V222H217ZM21 224V223H19ZM84 224V223H83ZM98 224V223H97ZM101 224V223H100ZM99 224V226H100ZM109 224V223H108ZM106 224V225H108ZM113 224H115L113 222ZM136 224V223H135ZM139 224V223H138ZM149 224V223H148ZM168 224V223H167ZM8 225V224H7ZM12 225V224H10ZM90 225V224H89ZM93 225V223H92ZM120 225V224H119ZM132 225V224H131ZM153 225V224H151ZM18 226V225H17ZM20 226V225H19ZM18 226V227H19ZM102 226V225H101ZM129 226V231L128 233L130 234V236L132 237L133 234L131 235V233L134 231V228H136L134 226ZM148 226V225H147ZM159 226V225H158ZM177 226H179V228H177ZM9 226H3V231L5 232V230L8 229ZM16 227V226H15ZM91 227V226H88ZM94 229V226H92ZM98 227V226H97ZM152 227V226H151ZM150 227V228H151ZM164 227V226H163ZM209 227V226H208ZM7 228V229H6ZM22 227H20L21 229ZM85 228V227H84ZM100 228V227H99ZM108 228V227H107ZM119 228V227H118ZM147 228V227H146ZM145 228V229H146ZM18 229V228H17ZM82 229V228H81ZM91 229V228H90ZM91 229V231H92ZM101 229V228H100ZM99 229V230H100ZM103 229V228H102ZM106 229V228H104ZM127 229V230H128ZM137 229V228H136ZM49 230V229H48ZM95 230V229H94ZM96 230H98L96 228ZM150 230V229H148ZM20 231V230H19ZM24 231V230H23ZM52 231V230H51ZM55 231V229H54ZM86 231V228H85ZM84 231V232H85ZM126 231V230H125ZM162 231V230H161ZM225 231V230H224ZM22 232V231H21ZM48 232V231H47ZM83 232V231H82ZM87 232H89L87 230ZM99 232V231H98ZM137 232V231H136ZM143 232V231H142ZM145 232V231H144ZM2 233V232H1ZM9 233V232H7ZM53 233V232H52ZM80 233V232H77ZM141 233V232H140ZM161 233V232H160ZM163 233V232H162ZM161 233V234H162ZM3 234V233H2ZM2 234H0L2 236ZM6 234V233H4ZM21 234V233H19ZM65 234V233H64ZM67 234V233H66ZM94 234V233H93ZM115 234V233H114ZM138 234V232H137ZM25 235V234H23ZM35 235V234H34ZM78 235V234H77ZM95 235V234H94ZM157 235V234H156ZM8 236V235H7ZM21 236V235H20ZM26 236H28L26 234ZM86 236V235H85ZM90 236V235H89ZM137 236V235H136ZM6 237V235H5ZM25 237V236H24ZM81 237V235H80ZM135 237V236H134ZM3 238V236H2ZM8 238V237H7ZM9 239V238H8ZM7 239V240H8ZM20 239V238H19ZM25 239V238H24ZM29 239V238H28ZM44 239V238H43ZM42 239V240H43ZM125 239V238H124ZM123 239V240H124ZM137 239V237H136ZM136 239H134L136 241ZM262 239V238H261ZM3 240V239H2ZM5 240V239H4ZM3 240V241H4ZM15 240V239H14ZM23 240V238L20 240V242H17V245L15 243V247L16 248V252L14 254H12L7 262V264H91V258L92 257H100L102 256L103 252L101 247L98 246H78V247H68V246H61V247H51V246H46L43 245L41 247H36L31 245V243L33 242H29V243H24L21 242ZM32 240V238H31ZM30 240V241H31ZM133 240V241H134ZM139 240V239H138ZM137 240V242H139ZM29 241V240H27ZM36 241V240H35ZM132 241V240H131ZM263 241V240H261ZM8 242V241H7ZM41 242V241H39ZM126 242V241H125ZM129 242V241H128ZM2 243V242H1ZM4 243H6L4 241ZM38 243V242H37ZM144 243V242H143ZM34 244V243H33ZM36 244V243H35ZM118 244V243H117ZM132 244V242L130 243ZM129 243L125 244V243H121L119 245H115L113 247V249H120L121 251H123V258L121 263L122 264H149L150 261H148L147 259H145L142 255V257L140 258V255L135 251L136 249L134 247H132ZM261 244V243H260ZM259 244V248L262 246L264 247V241L262 242V244ZM4 245V244H3ZM101 245V244H100ZM1 246V244H0ZM159 246V244H158ZM5 247V246H3ZM7 243H6V249L7 248ZM137 248V247H136ZM156 248V247H155ZM258 248V249H259ZM4 249V248H3ZM93 249H99L97 252H95ZM135 249V250H134ZM141 249V248H140ZM150 249V248H149ZM255 250L256 247L254 248ZM263 249V248H262ZM49 250V251H48ZM143 250V249H141ZM253 250V252H252ZM264 251V250H263ZM7 252V251H6ZM118 252V251H117ZM141 252V251H140ZM194 252V251H193ZM12 253V252H11ZM116 253V252H114ZM122 253V252H121ZM159 253V252H158ZM192 253V252H191ZM189 253V254H191ZM227 253V252H226ZM237 254V252H235ZM239 253V252H238ZM255 253H257L255 251ZM5 254V253H4ZM95 254V255H93ZM142 254V253H140ZM188 254V253H187ZM234 254V253H233ZM235 254V255H236ZM254 254V253H253ZM119 255V254H118ZM145 255V254H144ZM179 255V254H178ZM182 255H180L182 257ZM238 255V254H237ZM240 255V254H239ZM238 255V256H239ZM264 255V254H262ZM114 256V255H113ZM189 256V255H188ZM191 256V257H192ZM201 256V257H202ZM187 257V256H186ZM190 257V258H191ZM194 257V258H195ZM225 257V256H224ZM242 257V256H240ZM243 257V258H244ZM264 257V256H263ZM4 258V257H3ZM114 258H116L114 256ZM140 258V259H139ZM216 258V257H215ZM214 258V259H215ZM220 258V257H218ZM237 258V257H236ZM186 260H188L187 258H185ZM185 259L184 262H185ZM193 259V258H192ZM207 259V258H206ZM217 259V258H216ZM225 259V258H224ZM232 259V257H231ZM238 259V258H237ZM151 260V259H150ZM209 260V259H207ZM239 260V259H238ZM261 260V258H260ZM2 261V260H1ZM95 261H100V259L98 258ZM115 261V260H114ZM181 260L179 259V262ZM200 261V259H196V263L199 264L198 262ZM212 261V260H211ZM222 261V260H221ZM233 261V260H232ZM231 261V262H232ZM264 261V259H263ZM153 262V263H154ZM217 262V261H216ZM219 262V261H218ZM234 262V261H233ZM232 262V263H233ZM236 262V261H235ZM244 262V261H243ZM259 262V260H258ZM257 262V263H258ZM152 263V264H153ZM186 263V262H185ZM209 263V262H208ZM238 263V262H237ZM236 263V264H237ZM246 263V262H245ZM256 263V262H255ZM256 263V264H257ZM98 264V263H97ZM187 264V263H186ZM188 264H194V262H190ZM201 264V263H200ZM214 264V263H213ZM235 264V263H234ZM242 264V263H241ZM249 264V263H247ZM261 264V263H260Z\"/></svg>",
	"mask_w": 264,
	"mask_h": 264
}]
</instances>
